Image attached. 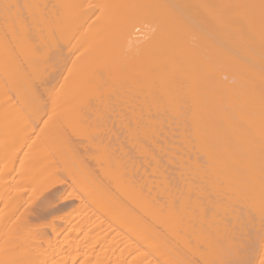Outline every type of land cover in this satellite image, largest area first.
I'll return each instance as SVG.
<instances>
[{
  "label": "bare ground",
  "instance_id": "bare-ground-1",
  "mask_svg": "<svg viewBox=\"0 0 264 264\" xmlns=\"http://www.w3.org/2000/svg\"><path fill=\"white\" fill-rule=\"evenodd\" d=\"M67 180L100 188L95 210L113 198L112 222ZM118 183L132 206L167 185L166 216ZM66 230L121 233L114 258L167 242L169 264H264V0H0V264L80 257Z\"/></svg>",
  "mask_w": 264,
  "mask_h": 264
},
{
  "label": "rangeland",
  "instance_id": "rangeland-1",
  "mask_svg": "<svg viewBox=\"0 0 264 264\" xmlns=\"http://www.w3.org/2000/svg\"><path fill=\"white\" fill-rule=\"evenodd\" d=\"M111 120H112V118L110 119V121H111ZM104 121H105V120H104ZM106 121H107V120H106ZM106 121H105V122H106ZM105 122H104V123H105ZM112 123H113V122H112ZM116 124H117V123H116ZM114 125H115V124L113 123V126H114ZM115 128H116V127H115ZM117 128H118V127H117ZM122 134H123V133H122ZM122 136H124V134L121 135V137H122ZM126 136H127V135H125V138L122 137L121 139H122V140H123V139L126 140ZM127 140H128V139H127ZM127 140H126V141H122V142H124L125 144L127 143V145H128ZM124 143H123V145H124ZM124 146H125V145H124ZM128 146H129V145H128ZM126 147H127V146H126ZM68 182H69V183H68ZM124 183H125V182H124ZM128 183H129V185L132 184V183H130V182H128ZM105 184H106V183H105ZM105 184H104V186H105ZM110 184H112V183H110ZM110 184H109V185H110ZM136 184H138V183H136ZM136 184H135V186H137ZM140 184H141V183H140ZM61 185H63V187H62V186H61L62 188L59 187V188H60L59 190H61L64 194H63V193L60 194V197L63 198L64 196H67V195H74V196H75V195H78L77 197H79V198H77L76 196L73 197L74 199H73V201H72V204H73V203H74V204H73L71 207H74V208H75V206H79V205H80V202H81L80 200L84 199L82 202L86 203V206H88V208H90L89 210H92V209H93V210H92L93 212L96 211L95 214H98L99 217H103V218H104V214H106V213H104V211H103V213H102V212H98L97 210H98L99 208H102V209H103L102 206H103L104 204H105L104 207H105V206L107 207V205L109 204L108 202H110V201L113 199L112 197H114L115 195H116V196H120V198H122V197L124 196L125 198H124V197L122 198L124 201H127V200H129V199H132V197H131V198H129V197L131 196L130 194H132V193L130 192L132 189H130V188H132L133 186L130 187L128 184H127V185L124 184L126 188H127V186L129 187L130 191H128V190H127L128 188L126 189L125 187H124V188L126 189V191H125L124 188H122V189H124V191H123V190H121V187H122L123 184H122V185H119V183H118V184H116V185H117V186L119 185V187L121 186L120 189L118 188V192H116V190H117L116 187H117V186H116V185H115V186L112 185V187L114 186L113 188L116 189V190H113V191H114L113 193H115V194H113V193L110 194V195H112V197L110 196V198H112V199L109 201V196H107L108 201H107L106 203H105V202H104V203L101 202L103 205L100 204L101 207H99L100 205H98L99 208L96 207L97 210H95V207L93 208V205H92V207H90V204L87 205V202H85V201L88 200V203H89V200H90L89 198H90V196H91L89 193H91L94 189H95V191L97 192L98 190H100L99 187H96L95 185H94L95 187H94V186L92 187V186H91L92 184H91L90 186H91L92 188H89V189H91V190H89V189H88V190H83V191H85V193H84V192H82L81 189H80V190H81V191H80V190L77 188V186H75V187L77 188V189H76V188L74 187V185H71L70 180H67V182L65 181V183H63V184H61ZM66 185H70V186H69V187H66ZM124 185H123V186H124ZM141 185H142V184H141ZM141 185H138V186H139V189H140V190H141V189L143 190L144 187H143V188H140ZM145 185H146V183H145ZM145 185L143 184V186H145ZM158 185H159V183H158ZM158 185H157L156 183L154 184V186H153V184H152V185L150 184V186L148 185V186L150 187V189H151V187H153V189H151V190H147V189H149L148 186H146L147 189L144 188L143 191H145V192L147 191L148 194H149L150 196L147 194L148 198H147V199H144V201L141 200V203H143V202L148 203L147 200H151V198H153V197H155V198H158V197H159L158 199L162 201V203H161V201H160V206H161V207L159 206V208H161V209H159V210H160L161 212H163L162 208H164L165 210H166V208H168V205H169L168 202H169L170 198H169V194H168L167 192H165V191H167L166 188H165V187H167V185H164V184L161 183L159 186H162L161 188H163V185H164V188H163V189H160V192H159V186H158ZM109 187H110V189H109V193H110V192H112L111 189H113V188H111V186H108L107 188H109ZM157 187H158V188H157ZM79 188H81V187H79ZM104 188H105V187H104ZM134 188H136V187H134ZM137 188H138V187H137ZM63 190H64V191H63ZM77 190H78L79 192H77ZM106 190H107V189H106ZM110 190H111V191H110ZM135 190H136V189H135ZM61 191H60V193H61ZM70 191H72V192L70 193ZM86 191H87V192H86ZM95 191H93L91 194H93ZM104 191H105V190H104ZM107 191H108V190H107ZM120 191H121V192H120ZM127 191H128V192H127ZM133 191H134V190H133ZM133 191H132V192H133ZM150 191H151V192H150ZM74 192H75V193H74ZM76 192H77V193H76ZM88 192H89V193H88ZM126 192H127V194L129 193V194H128L129 197L127 196ZM135 192H136V194H134L135 196L137 195V192H138V193H141V196L138 195V196H140V198L142 197V194H143L144 197L146 196V193H145V192H144L145 195H144V193L139 192V191H137V190L134 191V193H135ZM149 192H150V193H149ZM86 193H87V194H86ZM116 193H117V194H116ZM156 193L158 194V196H157ZM164 193H165V194H164ZM82 194H83V195H82ZM88 194H89V195H88ZM119 194H120V195H119ZM125 194H126L127 197L125 196ZM155 194H156V195H155ZM162 194H163V195H162ZM108 195H109V194H108ZM113 195H114V196H113ZM121 195H122V196H121ZM164 195H165V196H164ZM166 195H168V197H166ZM85 196H86V197H85ZM116 196H115V197H116ZM135 196H134V197H135ZM138 196H137V197H138ZM147 196H146V197H147ZM177 196H179V195L177 194ZM146 197H145V198H146ZM149 197H151V198L149 199ZM161 197H162V198H161ZM179 197H180V196H179ZM179 197H176L177 200H176V198H175V202H176V204H177L178 206H179L180 201H181V200H180L181 198H179ZM75 198H76V199H75ZM86 198H87V199H86ZM103 198H104V197H103ZM116 198H118V197H116ZM126 198H128V199H126ZM138 198H139V197H138ZM140 198H139V199H140ZM142 198H143V197H142ZM107 199L105 198L104 200L106 201ZM153 199H154V198H153ZM166 199H168V201H166ZM71 200H72V199H71ZM102 200H103V199H102ZM114 200H115V199H114ZM120 200H121V199H120ZM123 200H121V201H123ZM133 200L135 201V198L132 199V202H131V200H130V201H127V203H130V202L132 203V204H131V207H132V210H131V211H133V208H135V209L138 208V209H136V211L138 210L140 213H139L138 211H137L138 213H137L136 211H135V212H136V214H139L138 216H140L142 209H143V208L145 209L146 207L143 206V208H142V207L140 206L141 209H139V205H140L141 203H137L136 205L134 204V206H132V205H133V202H134ZM154 200H157V199H154ZM159 200H157V201H159ZM178 200H179V201H178ZM79 201H80V202H79ZM112 201H113V200H112ZM121 201H120V202H121ZM142 201H143V202H142ZM146 201H147V202H146ZM118 202H119V201H117V202L114 201L113 203H114L115 206H116V203H118ZM120 202H119V203H120ZM137 202H140V201L138 200ZM151 202H152V201H151ZM151 202L149 201V203H151ZM164 202H167V204L164 203ZM177 202H178V203H177ZM78 203H79V205H78ZM84 203H82V204H84ZM110 203H112V202H110ZM145 203H143V205L146 206L147 204H145ZM152 203H154V201H153ZM158 203H159V202H157V204H158ZM163 203L166 204V205H164ZM169 203H170V202H169ZM97 204H99V202H98ZM114 204H111L110 206H112V207H109V208H113V205H114ZM125 204H126V202H125ZM138 204H139V205H138ZM161 204H163V206H162ZM74 205H75V206H74ZM120 205H121V204H120ZM155 205H156V204H155ZM155 205H154V206H155ZM158 205H159V204H158ZM158 205H157V207H158ZM94 206H96V204H94ZM117 206H118V204H117ZM121 206H122V205H121ZM125 206L130 207V205H129V206H128V205H125ZM137 206H138V207H137ZM147 206L149 207V205H147ZM151 206H152V205H151ZM164 206H165V207H164ZM166 206H167V207H166ZM122 207H123V208H126V207H124V206H122ZM122 207H119V206H118V207H115V208H118V209H115V210H118V211L121 212V211H122ZM131 207H130V208H131ZM76 208H77V207H76ZM91 208H92V209H91ZM107 208H108V207H107ZM155 208H156V207H154V209H155ZM105 209H106V208H105ZM119 209H120V210H119ZM149 209H150V208H149ZM157 209H158V208H156V210H157ZM58 210H59V209H58ZM64 210H65V209H62L63 212H66V211H67V209H66V211H64ZM99 210H101V209H99ZM103 210H104V209H103ZM126 210H128V209H126ZM159 210H157V211H159ZM165 210H164V211H165ZM60 211H61V210H60ZM68 211H69V210H68ZM157 211H155V210L152 211V213H153V212H156V213L152 214V219L154 220V218H155L156 221H155V220L153 221V220L151 219V217H147V218H148V220L151 219L150 222L152 221V223L155 222V223H157V224H158V223H159V224H163V227H162V225H160V226H161L163 229H165V227H164V222H166V220H164V219L167 218V217H164V216H166V212H167V211H166L165 213L163 212V214L160 212L162 215H164L163 217H162V215H161L160 213H158ZM113 212H114V210H113ZM116 212H117V211H116ZM133 212H134V211H133ZM100 213H101V214H100ZM111 213H112V212H111ZM118 213H119V212H118ZM123 213H124V211H123ZM123 213L121 212V214H123ZM102 214H103V215H102ZM115 214H116V213H114L113 216H115ZM144 214H145V213L141 214L142 217H143ZM156 214H158V215L156 216ZM118 215H119V214H116V218H117ZM154 215H155L156 217H155ZM105 216H106V218H109V219H110L111 214H110V216H109V215H105ZM107 216H108V217H107ZM153 216H154V218H153ZM144 217H146V216H144ZM161 217H162V218H161ZM103 218H102V219H103ZM106 218H104L105 221L107 220ZM113 218H114V217H113ZM113 218H111V219H113ZM116 218H115V219H116ZM160 218H161L162 220H161ZM111 219H110V221L107 220V222H112ZM158 219H159V220H158ZM128 220H130V219H128ZM131 220H132V219H131ZM131 220L128 221V223L130 222L129 224L132 225L133 223H131ZM163 220H164V221H163ZM134 221H135V220H134ZM134 221L132 220V222H134ZM159 221H160V222H159ZM161 221H163V222H161ZM134 223H135V222H134ZM135 224H136V223H135ZM133 225H134V224H133ZM150 225L153 226V224H151V223H150ZM154 225H155V226H153V228H155L154 230L156 231V229H157L156 226H157V225H156V224H154ZM135 226H136V225H135ZM158 226H159V225H158ZM160 226H159V227H160ZM150 227H151V226H150ZM159 227H158V228H159ZM161 227L159 228V231L162 230ZM121 228H123V227H121ZM121 228L118 227V233H119V232H122V235H125L124 238L126 237L125 240H126L127 238L130 239L131 236L128 235V233L125 234V231H122ZM153 228H152V230H153ZM119 229H120V231H119ZM142 230L144 231V229H142ZM150 231H151V230H150ZM155 231H154V232H155ZM162 231H166V230H162ZM162 231H161V232H157V233H159L158 235H160L161 233H163ZM174 231H175V230H174ZM177 231L179 232L178 229H177ZM66 232H67V233H66ZM115 232H116V231H115ZM115 232H114V233H115ZM145 232H146V231H145ZM178 232H174V233L177 234ZM114 233L112 234V236L110 235L111 238H112L113 235H115L117 232H116L115 234H114ZM118 233H117V234H118ZM123 233H124V234H123ZM143 234H144V233H143ZM143 234H142V235H143ZM163 234H165V232H164ZM166 234H167V233H166ZM166 234H165V235H166ZM67 235H68V236H67ZM72 235H73V236H72ZM72 235L69 233L68 230H66L65 232H63V233H62V236H61L60 239H59V240H60V245H61V244H62V246L65 245V248H66V245H67V246L70 245V246H68V248H70L71 246H74V245H76V246L78 245L77 247H79V245H80V250H82V251H80V253H81V256H80V257H81V258H80L79 256L77 257V258H79V259L75 258L76 255L79 254V253L77 254V252H76V251H78V248H75V249L71 250V251L74 252V253L69 252V250H68V251L65 250L64 252H62L63 255H62V254H59L60 256L58 255V256L55 257L56 262L54 261V258H52L53 260H52V261L49 260V264H51V262H53V261H54V262H53L52 264H55V263H56V264H63V263H64V264H69V263H70V264H74V263H76V264H80V263H81V264H82L83 259H84V258H86V259L88 258V257H87V256H88V255H87L88 253H89L90 255L92 254V255H94V256H90V255H89L90 258H88L87 260H88V261L90 260L91 262H90V261H89V262L87 261V263H84V262H83V264H92V263H93V262H92L93 260H94L95 264H96V260H97V264H102L104 261L106 262V260H108V263H110V261L113 262V263L111 262L110 264H114L116 261L121 263V262H122L121 260H123L125 257H126L125 259H127V260L124 259V260H123L124 262H123L122 264H136V263H137V264H138V263H140V264H153L154 262H155L154 264H162V262H163L164 264H169V261H168V259H167V257H168V256H167V255H168V252H166V251H168V250H167V248H168V244H167V242H166V238L168 237L167 235H166V236L163 235V236H165L166 238H164V237L161 236L162 238H164L163 240H164V242H166V245H167V246H166L165 244H163V243H157V246H155V247H157V248L153 247V250H154V251L152 252V251H150V250H147L148 248L146 249V248H144V247H142V246L139 247L141 244H140L139 246L137 245V247H139V251H137V250H138V248H137V249L135 250V252L137 251L136 254L139 255V253L142 252L141 254L143 255V251H145V250L147 251V252L145 251V252H146V255H145V253H144L143 256H142L141 254L139 255L141 259H140V258H137L138 256H136V254H134V253H135L134 251H133V253H132V251H129V252H131L130 254H128L129 252H127L126 254H124V252H122L123 254L120 253L121 255L118 256V255H119L118 252H120V251L118 250V251H115V253H114V254L118 253V254H117L118 260H116V259H117L116 256H115L116 258H114V255H113V256L111 255L113 252L111 253L110 250H114L116 247L113 248V246H114L115 244L118 245V244H120L121 242H122V244L125 243V245H127V244H126L127 241L123 240L122 237H121L122 240L119 239V237L121 236V233H120V235H116V236H117V240H116V237H115V240H116L118 243H115V244H114V242H116V241H114V240H113V241H114L113 243L110 242V240L108 241V244H109V243H112V244H113V246L109 245V247L106 246V244H104L103 241H102V244L99 242V245H95V243L97 244V242L94 241L93 238H89V237H87V236H86V237L89 238V240H86V237H85V234H84V233H82V235H81V234H80V235L72 234ZM83 235H84V236H83ZM75 236H76L77 238H76ZM110 236H109V237H110ZM70 237H72V239H71ZM82 237H83V239H84V242L82 241V240H83ZM84 237H85V238H84ZM75 238H76V239H75ZM79 238H80V239H79ZM111 238H110V239H111ZM113 238H114V237H113ZM158 238H159V237H158ZM65 239L67 240V243H66ZM73 239H74V240H73ZM90 239H91V240H90ZM118 239L121 240V242H119ZM128 239H127V240H128ZM159 239H160V238H159ZM62 240H64V241H62ZM69 240H70V241H69ZM85 240L88 241V242H86ZM92 240H93L94 242H93ZM130 240H131V239H130ZM130 240H128V242H129ZM134 240H135V239L132 238L131 241L134 242V243H136V241H134ZM154 240H155V239H154ZM61 241H62V242H61ZM68 241H69L70 243H69ZM75 241H76V243H75ZM91 241H92V242H91ZM158 241H160V240H158ZM63 242L66 243V244H63ZM73 242H74V243H73ZM85 242H86V243H85ZM104 242H105V241H104ZM132 242H131V244H130V243H128V244H129V245H133L134 243H132ZM162 242H163V241H162ZM105 243H107V242H105ZM73 244H74V245H73ZM84 244H85V245H84ZM88 244H89L90 246L93 245V247H94L95 249H93V250H92V249L89 250L91 247H90ZM91 244H92V245H91ZM100 244H101V245H100ZM154 244H155V243H154ZM103 245H105L106 247H108L107 249H110V248H111V249L109 250L110 253H108V252H109L108 250H106V251L103 250V249H105V248H103V247H105V246H103ZM117 245H116V246H117ZM123 245H124V244H123ZM123 245H122V247H123ZM125 245H124V247L127 248ZM129 245H128V246H129ZM83 246L85 247V248H84L85 250L83 249ZM95 246H96V247H95ZM97 246H98V248H97ZM100 246H101V248H100ZM74 247H75V246H74ZM68 248H66V249H68ZM88 248H89V249H88ZM129 248H130V250H131L132 247L129 246ZM140 248H141L142 250H140ZM165 248H166V249H165ZM87 249H88V250H87ZM101 249H102V250H101ZM150 249H151V248H150ZM74 250H76V251H74ZM86 250H87V251H86ZM94 250H96V251H94ZM126 250L128 251L129 249L127 248ZM132 250H133V249H132ZM89 251L92 252V253H90ZM93 251H94V253H93ZM98 251H99L100 253H98ZM101 251H102V252H101ZM104 251H105V253L108 251L107 254H109V256H110V255L112 256L111 258H109V259H111V260L106 259V258H108V255H107V257H106L105 254H104ZM124 251H125V249H124ZM156 251H158V252L155 253ZM125 252H126V251H125ZM149 252H150V253H149ZM159 252H160V255H158ZM163 252H164V254H163ZM82 253H84V254L86 253V255L83 256L84 254H82ZM151 253H152V254H151ZM154 253H155V255H154ZM161 253H162V254H161ZM65 254L67 255V257L71 256V257H69L70 259H67V258L64 256ZM68 254H69V255H68ZM98 254H100L99 257L102 256V255L104 254L105 258L103 259V257H102L103 260L101 261L100 258H99L98 256H96V255H98ZM101 254H102V255H101ZM72 255H73V256H72ZM148 255H149V256H148ZM157 255H158V256H157ZM121 256L124 257V258L122 259ZM134 256L138 259V260H136L135 262H134V259H133ZM153 256H154V257H153ZM165 256H166V257H165ZM60 257H62V258H60ZM73 257H74V258H73ZM92 257H93V259H92ZM120 257H121V259H120ZM144 257H145V258H144ZM150 257H151V259H152L154 262L150 259ZM152 257H153V258H152ZM158 257L162 258L164 261H163L162 259H160V258H159L160 261L157 260ZM65 258H66L67 260H66ZM95 258H96V260H95ZM97 258H98V259H97ZM136 258H135V259H136ZM147 258H148V259H147ZM154 258H155V259H154ZM58 259H59V260H58ZM62 259H63V260H62ZM71 259H72V260H71ZM74 259H75V260L77 259V261L75 262ZM86 259H84V261H86ZM112 259H114V260H112ZM119 259H120V260H119ZM128 259H129V260H128ZM143 259H144V260H143ZM145 259H146V262H145ZM60 260H61V261H60ZM64 260H65V262H67V261H68V262L65 263V262H63ZM69 260H70V261H69ZM81 260H82V261H81ZM98 260H100L102 263H101V262L99 263ZM131 260H133V261H131ZM139 260H140V262H139ZM149 260H150V261H149ZM50 261H51V262H50ZM59 261H60V262H59ZM158 261H159V262H158ZM161 261H162V262H161ZM165 261H166V262H165ZM72 262H74V263H72ZM117 262H116V263H117ZM167 262H168V263H167ZM108 263H106V264H108ZM120 263H117V264H120ZM93 264H94V263H93ZM103 264H104V263H103Z\"/></svg>",
  "mask_w": 264,
  "mask_h": 264
}]
</instances>
